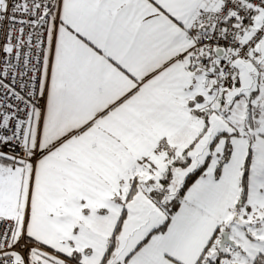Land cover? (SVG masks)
<instances>
[{"label":"snow or ice","instance_id":"1","mask_svg":"<svg viewBox=\"0 0 264 264\" xmlns=\"http://www.w3.org/2000/svg\"><path fill=\"white\" fill-rule=\"evenodd\" d=\"M0 264H264V0H0Z\"/></svg>","mask_w":264,"mask_h":264}]
</instances>
